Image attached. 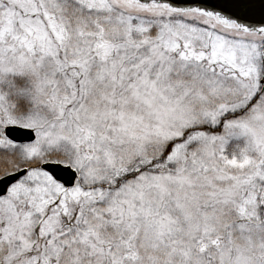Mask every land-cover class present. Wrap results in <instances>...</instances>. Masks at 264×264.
Wrapping results in <instances>:
<instances>
[{
    "label": "snow or ice",
    "instance_id": "snow-or-ice-1",
    "mask_svg": "<svg viewBox=\"0 0 264 264\" xmlns=\"http://www.w3.org/2000/svg\"><path fill=\"white\" fill-rule=\"evenodd\" d=\"M0 264H264V0H0Z\"/></svg>",
    "mask_w": 264,
    "mask_h": 264
}]
</instances>
